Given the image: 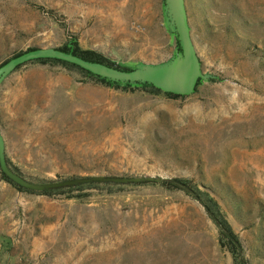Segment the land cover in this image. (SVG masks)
I'll return each instance as SVG.
<instances>
[{
	"label": "rangeland",
	"instance_id": "374dc122",
	"mask_svg": "<svg viewBox=\"0 0 264 264\" xmlns=\"http://www.w3.org/2000/svg\"><path fill=\"white\" fill-rule=\"evenodd\" d=\"M185 6L209 75L190 96L56 61L0 80V264H264V0ZM40 48L181 57L167 0H0V66Z\"/></svg>",
	"mask_w": 264,
	"mask_h": 264
},
{
	"label": "water",
	"instance_id": "95a60500",
	"mask_svg": "<svg viewBox=\"0 0 264 264\" xmlns=\"http://www.w3.org/2000/svg\"><path fill=\"white\" fill-rule=\"evenodd\" d=\"M175 32L181 47V57L165 67L122 70L100 62H90L73 52L40 48L16 55L0 66V80L13 69L37 60H58L80 67L94 75L116 81L145 82L168 94L187 97L196 93L201 81L209 78L204 74L189 26L185 0H167ZM0 156L2 144L0 138ZM35 187V186H30ZM206 209V208H205Z\"/></svg>",
	"mask_w": 264,
	"mask_h": 264
},
{
	"label": "trees",
	"instance_id": "16d2710c",
	"mask_svg": "<svg viewBox=\"0 0 264 264\" xmlns=\"http://www.w3.org/2000/svg\"><path fill=\"white\" fill-rule=\"evenodd\" d=\"M34 50V49H32ZM62 51H65V52H70V51H67V50H62ZM73 54L87 60V61H90V62H100V63H103V64H107L111 67H115V68H118V69H122L120 67H116L114 64L110 63L106 58L94 53V52H91V51H81V50H78L76 49L75 51H72ZM40 61H56V62H61V61H58V60H40ZM61 63H64V64H68L66 62H61ZM122 70H132V69H122ZM86 74L91 77V78H94V79H97L101 82H112L110 79H107V78H103V77H100V76H97V75H94L92 73H89V72H86ZM117 84H120V83H124L128 86L132 85V84H137V85H143V86H149V87H153L151 84L149 83H145V82H120V81H117L115 82ZM201 84V82L199 83V85ZM198 85V87H199ZM168 94V93H167ZM168 95H171V96H177V95H173V94H168ZM177 97H180V96H177ZM0 163H1V160H0ZM90 181H94V180H87V181H70V182H51V183H48V184H45V185H40V186H37L38 188H43L44 191L46 192H50V191H56V190H60V189H65V188H71L72 187H75V186H79V185H84L86 183H89ZM170 184L176 188H180V189H188V186L186 184H184L182 181H178V180H175V181H172L170 182ZM207 212L210 213V210L205 207ZM213 217V219L215 220V222H217L221 228V231L222 233L226 236V238H229L230 239V242L232 244H235V245H238L237 244V238L236 236L227 228L224 227L223 224H220V222H218V220L216 218H214L213 215H211ZM237 247V246H236ZM238 251H240V248H238ZM242 263H244V261L242 260Z\"/></svg>",
	"mask_w": 264,
	"mask_h": 264
}]
</instances>
